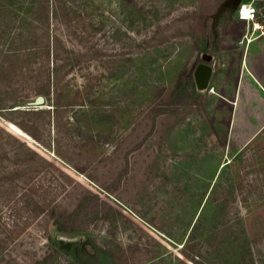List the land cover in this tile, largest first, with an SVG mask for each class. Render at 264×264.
I'll return each instance as SVG.
<instances>
[{
	"label": "rangeland",
	"instance_id": "1",
	"mask_svg": "<svg viewBox=\"0 0 264 264\" xmlns=\"http://www.w3.org/2000/svg\"><path fill=\"white\" fill-rule=\"evenodd\" d=\"M223 1L49 0L38 20L32 0H0V47H50L28 61L59 86L42 105L31 82L0 92V173L35 158L25 145L51 165L14 192L0 180V264H264V95L214 51L235 15H215ZM18 95L45 111L1 107ZM66 189V205L87 198L62 232L49 206Z\"/></svg>",
	"mask_w": 264,
	"mask_h": 264
},
{
	"label": "trees",
	"instance_id": "2",
	"mask_svg": "<svg viewBox=\"0 0 264 264\" xmlns=\"http://www.w3.org/2000/svg\"><path fill=\"white\" fill-rule=\"evenodd\" d=\"M53 1L57 2L59 0ZM45 4L47 7L45 6ZM32 7L34 10L31 11V18H38L39 20V15H41L42 13L47 14V16L49 15V0H32ZM231 8L232 7H229L228 9L232 10ZM231 12V14H234V10H232ZM209 36L210 39L212 38L211 40H213L217 38V33L215 31L211 32ZM218 46V43L214 44V51L218 50ZM44 48H47V50L44 52L47 53V55L49 56L50 47H0V92L4 94H16V92H14L13 90H16V87L17 90L22 89V85L25 84L24 82H26L27 84L31 82L28 91H26V94L34 93V95L42 94L44 96H49L52 90L56 92L59 89L58 81H56L54 76L52 75V70H50V67L44 69V62L39 61L38 65H35V67L33 68V66L28 61L29 58L32 57L33 53H36L37 51H40ZM40 54L42 55V53ZM28 97H30V95H18L14 98L7 97L5 98L6 102L2 104L1 107L10 108V110L12 111L24 112L28 114L33 113L36 115L45 111L43 108L21 107L20 105L24 104ZM52 105L54 109L59 110L62 107L69 109L73 106V103L63 105L53 101ZM20 126L30 132V130L25 125L20 124ZM263 130L264 129H262L260 133ZM11 131H13V133L16 134L18 137H22L21 134H19L12 128ZM17 141L18 143H20V145H24V142L20 141L19 139H17ZM25 146L27 147V150L33 153L35 158L18 159L12 157L15 158L13 169L9 171H4L5 174L3 171V173H0V180H4L5 182L6 178L9 179L10 176L11 184L7 188L8 192H14L18 190V187H20L18 182L24 184V186L29 185L32 179H34V177L40 175L43 172V169H45L47 165H50V160L47 157L32 150L30 146ZM58 172L59 174H61L64 180L71 178L67 173H65L61 169H58ZM30 186L31 184L29 185V187ZM41 191L43 198L41 197L42 202L41 205L39 204V206H47L48 197H46V192L44 189H42ZM69 194V190L66 189L65 194L60 196L61 198H63L62 202L55 199L56 201L49 206V209H53V212L51 214V217H53V224H55L56 228L62 232L77 230V227L74 226L75 219H73V214L75 210L80 209V207L84 204V200H86L87 198L84 196V194H79L77 196H74L71 202L66 205L63 201ZM52 201L53 200H49V203H52Z\"/></svg>",
	"mask_w": 264,
	"mask_h": 264
},
{
	"label": "crops",
	"instance_id": "3",
	"mask_svg": "<svg viewBox=\"0 0 264 264\" xmlns=\"http://www.w3.org/2000/svg\"><path fill=\"white\" fill-rule=\"evenodd\" d=\"M252 23L239 19L234 15L229 25L222 31L220 37V54L230 62L243 64L244 78L254 84L256 90L264 95V34L259 35V29H254L251 40L240 43L246 33L251 34ZM243 47H246L245 50ZM212 77V74H211ZM210 77V79H211ZM258 93V92H257Z\"/></svg>",
	"mask_w": 264,
	"mask_h": 264
},
{
	"label": "built area",
	"instance_id": "4",
	"mask_svg": "<svg viewBox=\"0 0 264 264\" xmlns=\"http://www.w3.org/2000/svg\"><path fill=\"white\" fill-rule=\"evenodd\" d=\"M235 16L252 23L251 34L248 35V33H246L240 40V43H243L244 41L248 43L253 37L252 33L254 29L260 30L259 35L264 34V11L260 10V7L255 0H241L235 10Z\"/></svg>",
	"mask_w": 264,
	"mask_h": 264
},
{
	"label": "water",
	"instance_id": "5",
	"mask_svg": "<svg viewBox=\"0 0 264 264\" xmlns=\"http://www.w3.org/2000/svg\"><path fill=\"white\" fill-rule=\"evenodd\" d=\"M241 0H225L221 3L219 6L217 13L215 15L220 14L223 10H225L228 6H233V9L236 10ZM204 60L211 61L212 55L210 54H204L203 56ZM213 71L212 65L202 62L199 63L195 69L194 76L197 84L198 90H203L208 87L210 77ZM45 98L43 95H39L35 99L36 105H42Z\"/></svg>",
	"mask_w": 264,
	"mask_h": 264
},
{
	"label": "bare ground",
	"instance_id": "6",
	"mask_svg": "<svg viewBox=\"0 0 264 264\" xmlns=\"http://www.w3.org/2000/svg\"><path fill=\"white\" fill-rule=\"evenodd\" d=\"M9 126L13 130H15L16 132H18L19 134H21L22 136H24L26 138H30L29 135L22 128H20L18 125H16L15 123L11 122V123H9Z\"/></svg>",
	"mask_w": 264,
	"mask_h": 264
}]
</instances>
